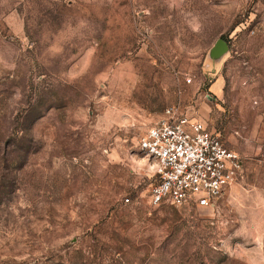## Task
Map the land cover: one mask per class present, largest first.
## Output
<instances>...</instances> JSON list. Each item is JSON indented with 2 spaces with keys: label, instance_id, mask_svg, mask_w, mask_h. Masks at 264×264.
I'll list each match as a JSON object with an SVG mask.
<instances>
[{
  "label": "rangeland",
  "instance_id": "obj_1",
  "mask_svg": "<svg viewBox=\"0 0 264 264\" xmlns=\"http://www.w3.org/2000/svg\"><path fill=\"white\" fill-rule=\"evenodd\" d=\"M179 105L244 161L213 208L151 202ZM0 264H264V0H0Z\"/></svg>",
  "mask_w": 264,
  "mask_h": 264
},
{
  "label": "built area",
  "instance_id": "obj_2",
  "mask_svg": "<svg viewBox=\"0 0 264 264\" xmlns=\"http://www.w3.org/2000/svg\"><path fill=\"white\" fill-rule=\"evenodd\" d=\"M139 147L155 165L158 183L151 202L157 206L213 208L243 177V158L225 145L219 132L180 105L165 110Z\"/></svg>",
  "mask_w": 264,
  "mask_h": 264
}]
</instances>
